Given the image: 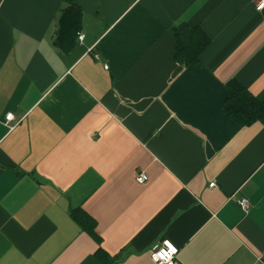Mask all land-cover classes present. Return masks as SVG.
Listing matches in <instances>:
<instances>
[{
    "label": "crops",
    "instance_id": "crops-1",
    "mask_svg": "<svg viewBox=\"0 0 264 264\" xmlns=\"http://www.w3.org/2000/svg\"><path fill=\"white\" fill-rule=\"evenodd\" d=\"M74 2L62 52L61 0H0V264H156L163 239L178 264H264V123L222 111L232 79L264 101V8ZM180 23L209 39L188 66Z\"/></svg>",
    "mask_w": 264,
    "mask_h": 264
},
{
    "label": "trees",
    "instance_id": "trees-1",
    "mask_svg": "<svg viewBox=\"0 0 264 264\" xmlns=\"http://www.w3.org/2000/svg\"><path fill=\"white\" fill-rule=\"evenodd\" d=\"M61 2L64 4L56 17L53 42L62 52H67L76 43L77 35L81 29L82 12L74 0H61ZM172 33L176 38L175 61L183 66L196 63L200 53L209 43L208 37L199 30L198 26L187 23H180L173 27ZM226 87L228 95L222 103L224 114L238 126H247L256 121L264 123V101L258 100L235 79L228 81ZM79 217L82 219L76 218L77 222L83 223L84 227H87L89 222L86 216ZM113 263V261L111 263L104 262V264Z\"/></svg>",
    "mask_w": 264,
    "mask_h": 264
},
{
    "label": "built area",
    "instance_id": "built-area-1",
    "mask_svg": "<svg viewBox=\"0 0 264 264\" xmlns=\"http://www.w3.org/2000/svg\"><path fill=\"white\" fill-rule=\"evenodd\" d=\"M254 3L257 8H264L261 7V5H264V0H254ZM78 40L83 39V34L78 33L77 35ZM107 67V65H105ZM13 119V115L11 113H6L5 120L6 122ZM146 175L143 173H140L136 177V181L143 182L146 179ZM214 182H210L209 186H213ZM238 204L242 208L243 211L247 212L249 209V201L247 198H240L238 200ZM173 249L175 251H173ZM178 254V248L172 244L168 239H163L159 242L158 245L154 246L152 248V251L150 253L151 259L156 264H178L176 256Z\"/></svg>",
    "mask_w": 264,
    "mask_h": 264
},
{
    "label": "snow or ice",
    "instance_id": "snow-or-ice-1",
    "mask_svg": "<svg viewBox=\"0 0 264 264\" xmlns=\"http://www.w3.org/2000/svg\"><path fill=\"white\" fill-rule=\"evenodd\" d=\"M261 7H264V5H261ZM173 251H175V250L173 249Z\"/></svg>",
    "mask_w": 264,
    "mask_h": 264
}]
</instances>
